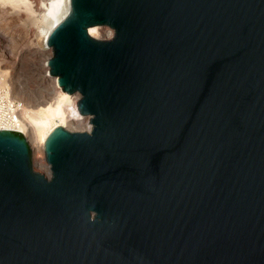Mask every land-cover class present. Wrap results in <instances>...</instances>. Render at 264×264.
<instances>
[{
	"label": "water",
	"instance_id": "obj_1",
	"mask_svg": "<svg viewBox=\"0 0 264 264\" xmlns=\"http://www.w3.org/2000/svg\"><path fill=\"white\" fill-rule=\"evenodd\" d=\"M68 3L46 65L90 127L48 176L0 129V264H264V0Z\"/></svg>",
	"mask_w": 264,
	"mask_h": 264
},
{
	"label": "rangeland",
	"instance_id": "obj_2",
	"mask_svg": "<svg viewBox=\"0 0 264 264\" xmlns=\"http://www.w3.org/2000/svg\"><path fill=\"white\" fill-rule=\"evenodd\" d=\"M49 1L27 0L30 6L28 9L22 3L13 5L0 0V88L19 102L22 109L24 106L36 111L46 107L56 98L57 86L55 87L52 78L45 75L48 71L45 58L51 56V49L43 42L40 33L43 22L46 24L51 20L45 13V4ZM95 27L97 30L96 34L92 35L94 38H110L112 30L109 27ZM65 128L74 131L88 130L68 122ZM25 136L31 142L30 135ZM31 148L33 170L48 176L43 166H48L43 158V151H36L32 146Z\"/></svg>",
	"mask_w": 264,
	"mask_h": 264
},
{
	"label": "bare ground",
	"instance_id": "obj_3",
	"mask_svg": "<svg viewBox=\"0 0 264 264\" xmlns=\"http://www.w3.org/2000/svg\"><path fill=\"white\" fill-rule=\"evenodd\" d=\"M2 1L12 3L13 5H19L22 3L26 6V8L29 6L27 0ZM68 4V0H50L45 4V13L51 17V20L46 24L44 22L43 24L41 23L42 27L40 33H42V40L45 44L46 37L50 30L67 14L69 9ZM96 30L97 28L95 26H90L87 28V33L92 36L96 34ZM48 58L49 56L45 58V61ZM45 75L53 79V83L56 87L57 84L55 77L48 74V71H46ZM56 88V98L54 101L47 104L46 107L40 108L36 111L27 109V107L24 106L22 109L20 103L12 99L8 91V94H6V91L0 88V129L19 131L26 140L27 138L25 135H30L31 142L28 140L27 142L32 153L33 150L31 146L34 150L42 152L44 140L51 129L55 126H61L65 128V124L68 122L69 124H75L76 127L89 129L90 123L88 122V116L79 114L78 110L76 109L78 94H68L62 91L58 86ZM64 107H66V109H64ZM22 111L24 119H22L23 115L21 116ZM43 166L47 170V173H49L48 166Z\"/></svg>",
	"mask_w": 264,
	"mask_h": 264
}]
</instances>
